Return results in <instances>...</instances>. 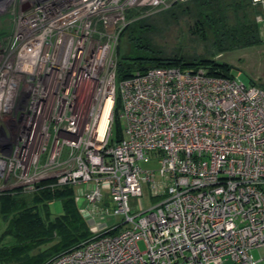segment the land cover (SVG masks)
Wrapping results in <instances>:
<instances>
[{
  "label": "built area",
  "instance_id": "2783aa9c",
  "mask_svg": "<svg viewBox=\"0 0 264 264\" xmlns=\"http://www.w3.org/2000/svg\"><path fill=\"white\" fill-rule=\"evenodd\" d=\"M184 1L0 0L13 22L0 44V193L86 186L78 208L92 236L44 264L264 260V90L202 67L115 80L128 10ZM251 3L264 27V0ZM116 99L123 137L112 142ZM151 159L157 169L141 166Z\"/></svg>",
  "mask_w": 264,
  "mask_h": 264
},
{
  "label": "trees",
  "instance_id": "16d2710c",
  "mask_svg": "<svg viewBox=\"0 0 264 264\" xmlns=\"http://www.w3.org/2000/svg\"><path fill=\"white\" fill-rule=\"evenodd\" d=\"M251 0H186L156 12L162 19L192 21L191 34L206 46L204 54L182 51L167 53L152 39L155 31L153 16H144L143 10L130 9V22L122 29L115 51L116 82L152 67H179L196 70L206 68L208 73L232 77V66L211 57L260 45L259 24ZM253 8V9H252ZM250 83L255 84L253 80ZM257 85V84H256ZM119 101L113 111L112 142L122 137V123L118 117ZM42 181L31 195L19 192L0 193V264H44L55 255L76 247L92 236L87 220L81 215L73 186L49 188ZM60 199L62 213L50 218L48 204ZM114 228L109 231L114 233ZM56 242L36 254L31 249L37 243Z\"/></svg>",
  "mask_w": 264,
  "mask_h": 264
},
{
  "label": "rangeland",
  "instance_id": "374dc122",
  "mask_svg": "<svg viewBox=\"0 0 264 264\" xmlns=\"http://www.w3.org/2000/svg\"><path fill=\"white\" fill-rule=\"evenodd\" d=\"M158 11H148L144 14V16H153L155 31L152 34V39L154 40V43H156L167 53L182 51L183 53L187 54H204L206 45L191 34V20H189L187 17H181L176 21L162 19L161 16H155L156 12ZM255 11V15L257 16L262 13V8L258 6L255 8ZM12 24L13 22L10 15H0V44L5 43L8 40V37L12 31ZM258 24L260 38L262 40L260 45L246 47L231 52L214 54L211 58L230 64L232 66L231 73L238 81L248 84L250 80H253L255 84L264 90V27L261 22ZM141 166L146 169H157L159 167V163L156 159H151L146 163H141ZM74 190L78 198V203L76 202L77 205H83L84 203H82V195L84 190H86V186L77 185L75 186ZM131 200L132 199H130V201ZM142 200L144 207L153 206L158 200V198L151 197L149 184L143 186ZM106 203L110 206V204L105 200H102L99 205H105ZM132 203L134 204V201H132ZM62 210V202L60 199H54L48 204L50 218L61 214ZM97 220H103L107 225H112L115 223L119 224L121 221V216L103 215L102 217L97 218ZM2 226L3 224L1 223L0 232L2 231ZM55 242L56 240L52 238L47 243H37L32 247L31 253L36 254L39 251H44ZM138 246L141 250L144 249V244L142 242H139ZM252 254L255 259H258L261 255V252L257 249H253ZM259 264H264V260Z\"/></svg>",
  "mask_w": 264,
  "mask_h": 264
},
{
  "label": "bare ground",
  "instance_id": "6f19581e",
  "mask_svg": "<svg viewBox=\"0 0 264 264\" xmlns=\"http://www.w3.org/2000/svg\"><path fill=\"white\" fill-rule=\"evenodd\" d=\"M110 106H111V99L107 98L105 100L104 106L102 108V113H101V118H100V126H101V128H104V125L106 123V118H107Z\"/></svg>",
  "mask_w": 264,
  "mask_h": 264
}]
</instances>
